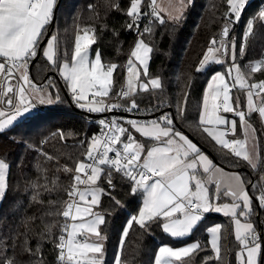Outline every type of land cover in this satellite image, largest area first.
<instances>
[{
  "label": "snow or ice",
  "instance_id": "snow-or-ice-1",
  "mask_svg": "<svg viewBox=\"0 0 264 264\" xmlns=\"http://www.w3.org/2000/svg\"><path fill=\"white\" fill-rule=\"evenodd\" d=\"M248 3L249 0H227L230 9L227 16L230 18L223 27L222 37L230 36ZM56 5L57 0H0V75L4 78L0 92L6 98L4 106L0 107V135L16 126L18 118H23L38 104L64 102L59 92L47 91L59 87L56 79L49 77L46 86L36 87L28 72L31 62L39 56L51 62L53 68L60 67L57 60L58 37L54 34ZM153 5L155 0L146 5L151 11L142 12V0H128L126 9L120 8L119 4L114 8L126 14L131 21L126 25L127 29L137 30L138 35L125 68L126 88L121 87L119 91L113 92L117 63L102 62L99 50L95 51L94 59L89 61L91 46L97 43V39L88 30L76 36L72 57L74 63L70 64L65 59L60 68L59 75L68 85L66 95L74 105L88 113L113 115L99 120V133H93L88 138L84 159L75 166L72 188L67 193L72 202H68L66 210L62 212L64 218L72 221L62 229V232L67 233V239L60 234L51 241L57 250V264H103L108 219V213L103 208V198L111 200L114 209L125 207V202L114 196L117 188L116 174H119L120 185L127 187L128 195H143V207L138 214L130 215L125 221L120 234L121 244L128 236L133 222L145 232L153 226H160L171 237L184 238L197 228L205 214L214 212L230 218L235 226V240L240 246L237 264H264V219L259 221V225L252 219L257 215L253 207L254 199L260 210L264 211V183L257 187V180L248 179L239 172L216 169L214 161L198 143L177 127V121L184 119L179 102L174 113L161 111L157 114L155 109H148L146 111L150 115H138L135 118L117 113V110L119 113L141 112L135 99L137 86L144 92L150 89L163 91L162 79L153 77L149 72L150 54L154 48L141 38L145 34H152V29L144 27L140 30V22L144 17L159 18L160 13ZM253 19L264 23V9ZM253 19H249L246 24L245 38L253 29ZM182 21L183 16L173 18L176 26ZM159 23L164 24L166 21L160 19ZM113 34L119 36V33ZM218 44L219 47H216ZM211 45L207 49L208 54L203 57L200 69L209 61L223 63L216 60L215 56V53L221 52L230 55L232 61L227 75L232 76L233 69L236 75L231 83L221 72L210 77L199 119L201 124L215 127H205L203 132L216 144L229 149L235 157L242 158L253 170L261 166L264 171V161L258 163L255 144L249 153L245 141L227 138L229 132L233 135L236 133L237 119L229 120L220 114L233 113L244 125L248 123L246 117L250 118L253 113L264 117V96H261L259 107H256L254 101V96L264 92V80L246 84L240 74L241 66L237 63V57L242 59L245 49L241 45L237 51L235 39L218 41L213 38ZM262 68L264 60L257 62L252 71L261 72ZM233 88H237L235 95L232 94ZM253 89L258 91L254 92ZM240 91L246 95V110L241 107ZM110 93L126 98L127 102L104 103L103 98ZM125 121L127 127L124 126ZM219 126L227 127L221 130ZM59 135L63 137L64 133ZM14 142L28 146L24 141ZM84 143L81 140V144ZM33 150L40 154L38 148ZM110 153L114 155L110 156ZM44 155L51 159L47 153ZM198 168H202V173L209 174L207 183L215 185V191L211 194L209 187L198 175ZM9 169L10 164L0 158V202H3L10 190H14L9 180ZM213 169L223 174L214 179L210 174ZM64 171L72 172L73 169L65 167ZM221 184L226 185L223 191ZM81 185L84 187L81 188ZM251 192H259V195L253 197ZM241 217L248 222L242 223ZM207 232L211 235L209 244L215 252V259L207 257L202 264H216L220 260L221 226L217 224L209 227ZM119 248L120 244L117 245V252ZM14 249L15 244L8 246L5 240L0 239V264H46L39 244L33 248L25 241L22 248L24 259L18 257ZM203 251L205 245L200 241L179 248L161 246L154 264H172V258L181 261L183 257ZM114 261L119 264L117 257H114Z\"/></svg>",
  "mask_w": 264,
  "mask_h": 264
},
{
  "label": "trees",
  "instance_id": "trees-1",
  "mask_svg": "<svg viewBox=\"0 0 264 264\" xmlns=\"http://www.w3.org/2000/svg\"><path fill=\"white\" fill-rule=\"evenodd\" d=\"M116 4L126 9L128 0H57L54 30L58 37L59 66L63 60L71 59L78 34L84 30L95 34L97 43L91 46L92 51L101 52L102 62L118 65L117 71L114 72L113 92H117L126 84L127 60L138 39L137 32L129 31L126 27L131 22L126 14L114 10ZM149 4L151 0H142V12L151 11L150 8H146ZM262 9L264 0H250L239 23L235 24L230 36L224 39L225 41L235 39L237 51L241 45L244 47L245 55L242 59L238 56L237 61L250 83L264 80V68L261 72L252 71L254 62L264 60V23L253 19L258 17ZM229 10L227 0H191L182 14L183 21L179 26L173 23V18L144 17L140 22V30L150 27L152 34H145L141 38L154 48L150 54L149 72L153 77L162 79L163 91L150 89L144 92L139 89L136 90L135 99L143 116L150 115L146 111L148 109H155L157 114L161 111L174 113L177 102L181 103L184 119L177 121V127L185 134L191 135L202 150L211 155L215 163L230 171H237L248 179L257 180L259 187L264 183V180H261V177H264L261 166L253 170L242 158L235 157L229 149L216 144L203 132L205 125L201 124L199 119L205 88L210 77L219 70L226 73L229 65L216 63L205 71L199 70L208 47L212 46L211 40L223 39L222 30L230 18L227 16ZM160 19L166 23L160 24ZM249 19H253V29L245 38L244 33ZM50 31L53 29L50 28ZM114 32L119 33V36H115ZM59 70L60 67L53 68L51 62L43 56L31 62L28 72L34 85L46 86L49 77L56 79L59 87L50 91L59 92L64 102L38 105L32 113L18 119L17 125L11 130L0 135V158L10 164L9 180L14 186V190H10L0 204V239L5 240L8 246L15 244L14 252L21 259H24L25 255L22 251L25 241L33 248L39 244L46 264H57V250L51 241L53 237L61 234L64 227L63 221L66 218L62 216V212L67 203L72 202L67 193L72 188L75 166L84 159L88 138L97 133L98 122L88 121V116L99 117L98 113H88L87 110L79 109L68 98L67 84L59 75ZM141 76L143 78V74ZM261 96H264V92L258 96L259 106ZM113 97L110 93L106 98ZM126 102L125 99L123 103ZM241 102L244 104L242 96ZM157 105L159 107H156ZM249 119L258 132L259 161H264L263 120L255 113ZM61 132L64 133L63 137L59 135ZM242 134L238 126L236 133L230 135V139L240 137ZM81 140L85 143L81 144ZM14 141H24L28 146ZM37 148L39 155L33 150ZM65 167L73 171L66 172ZM116 182L114 196L125 202V207L114 209L112 201L103 198V208L108 213L103 264H114V257L118 256L120 264H154L155 256L162 244L177 247L191 241H200L205 245V251L183 257L177 264H202L207 257L215 259L207 232V228L215 224L221 225L220 260L216 261V264H237L236 257L240 246L235 240L234 224L230 218L213 212L205 214L202 221L198 222L197 228L184 238H173L163 232L160 226H153L145 232L133 222L128 236L121 244L120 234L125 221L130 215L138 214L143 195H128L127 187L119 183V174H116ZM250 194L256 197L259 192ZM33 196L36 198L32 199ZM253 207L257 215L252 219L259 225V221L264 219V211L260 210L255 199Z\"/></svg>",
  "mask_w": 264,
  "mask_h": 264
},
{
  "label": "rangeland",
  "instance_id": "rangeland-1",
  "mask_svg": "<svg viewBox=\"0 0 264 264\" xmlns=\"http://www.w3.org/2000/svg\"><path fill=\"white\" fill-rule=\"evenodd\" d=\"M182 1H184L185 2V0H182ZM250 1V0H249ZM188 2H189V0H188ZM243 15V14H242ZM163 17V16H162ZM167 17V16H166ZM90 34H93V33H91V32H89ZM84 34V31L81 33V34H79V35H83ZM216 47H219V44L216 46ZM208 53L206 52V54L205 55H207ZM73 55H74V52H73ZM73 55H72V57H73ZM94 55H95V52H93L92 51V47H91V49H90V55H89V61L91 62L93 59H94ZM215 56H216V60H221V61H224L223 63H229V65L227 66V69H228V67H230L231 66V64H232V61H231V59H230V55H223L221 52H217V53H215ZM72 57H71V59H69L68 60V62L71 64V63H74V61L72 60ZM65 60H63L62 62H61V65H60V68H62V64H63V62H64ZM202 62H203V60H202ZM237 63H239L238 61H237ZM257 62H254V64H252V67H254V65L256 64ZM214 64H216V62L215 61H209V62H207L206 64H205V67L203 68V69H200V66H199V70L200 71H205V70H207L211 65H214ZM240 65V64H239ZM60 71V70H59ZM217 72H221V73H224L225 75H226V80L229 82V83H231L232 82V79H233V77L236 75V72H235V69H233V72H232V76H228L227 75V72L225 73V71H223V70H219V71H217ZM241 76L244 78V80H245V82H246V84H249L250 83V81H249V79L246 77V75H245V73H243V70L241 69ZM62 77V76H61ZM209 83V82H208ZM66 84H67V82H66ZM67 87H68V85H67ZM125 87H126V84H125ZM238 87V86H237ZM136 90H139V87L137 86L136 87V89H135V91ZM47 91L48 92H50L51 93V91H50V89H47ZM253 91L254 92H256L255 91V89H253ZM235 92H237V89L236 88H233L232 89V94H234L235 95ZM237 94V93H236ZM239 95H241L242 96V98H244V104L243 103H241V107L244 109V110H246V107H245V105H246V95H245V92L244 91H240L239 92ZM240 96V97H241ZM106 98V97H105ZM257 98H258V96H257ZM107 99V98H106ZM103 101H104V98H103ZM254 101H255V105H256V107H259V102H258V100L256 99V96H254ZM39 105V104H38ZM46 105H48V104H46ZM51 105H53V104H51ZM261 106V105H260ZM35 110V109H34ZM34 110H32V111H30V113H32ZM30 113H28V114H30ZM221 115H223V116H225L227 119H229V120H231V119H237V129H238V126H240V128H241V132L243 133L240 137H235L234 139H241V140H243V141H245V148H246V150L249 152V153H251L252 151H253V145L255 144V153H256V156H257V160L259 161V156H260V147H259V139H258V132H256V129H255V126H254V124H253V122L248 118V117H246V119L248 120V123H247V125H244V124H242L240 121H239V118H235V116L233 115V113H220ZM25 115H27V114H25ZM25 117V116H24ZM18 119H20V118H18ZM240 124V125H239ZM211 127H215V126H211ZM220 127V129L221 130H223V129H225L227 126H219ZM237 131V130H236ZM233 135V134H232ZM6 161V160H5ZM7 162V161H6ZM259 163V162H258ZM81 188H83L84 186H80ZM0 204H1V202H0ZM215 225H217V224H215ZM215 225H213V226H215ZM220 225V224H219ZM221 226V225H220ZM212 227V226H211ZM219 243H220V241H219Z\"/></svg>",
  "mask_w": 264,
  "mask_h": 264
},
{
  "label": "crops",
  "instance_id": "crops-1",
  "mask_svg": "<svg viewBox=\"0 0 264 264\" xmlns=\"http://www.w3.org/2000/svg\"><path fill=\"white\" fill-rule=\"evenodd\" d=\"M191 0H185L182 1V0H155V5L154 7L156 8V10L160 13V16H167L168 18H174V17H177V16H182L183 12L185 11V9L188 7L189 3H190ZM150 63V62H149ZM255 66V65H254ZM254 68V67H253ZM210 82V81H209ZM140 89V88H139ZM206 91L205 93L207 92V86H206ZM256 99L258 100L257 96H256ZM203 104V103H202ZM201 115H202V112H201ZM236 118V117H235ZM261 119L263 120V123H264V117H261ZM212 125H205V127H211ZM230 134H228V139L231 138L230 135H232L231 132H229ZM189 137L191 138V136L189 135ZM139 138V137H138ZM194 140V139H193ZM194 142H196L194 140ZM197 143V142H196ZM204 153L206 155L209 156L210 159H212L214 161V159L211 157V155L204 150ZM214 164L216 165V169H223L224 172H237V171H230L226 168H224L222 165H218L217 163H215L214 161ZM216 169H213L211 170V173L213 175V178L216 179V178H219L220 175H222L223 173L221 172H218ZM197 173L198 175H200L201 179L205 182V185L206 187H209V190H210V194L212 192L215 191V185L214 184H209L207 183V179H208V176L209 174H204L202 173V168H198L197 169ZM226 187V185L224 184H221V190L223 191V189ZM220 201H215V203H219ZM224 202H228L227 200H225ZM143 207V201H142V205L140 208ZM95 211H99L98 209H94ZM214 213V212H213ZM215 214H218V213H215ZM220 215V214H218ZM223 215V214H221ZM224 216V215H223ZM205 217V216H204ZM241 222L242 223H245V222H248L245 218L241 217ZM72 221L70 220V223L71 224ZM234 234H235V226H234ZM209 237L211 239V235L209 234ZM93 239H95L93 237ZM193 242H196V241H191L190 243H193ZM190 243H186V244H182V245H178L177 247H173L169 244H162V246H171L173 248H179V247H183V246H186L187 244H190ZM161 247V246H160ZM158 253V252H157ZM118 260H119V256H118ZM178 261L175 260V258H172V264H177ZM115 264V262H114ZM120 264V262H119Z\"/></svg>",
  "mask_w": 264,
  "mask_h": 264
},
{
  "label": "built area",
  "instance_id": "built-area-1",
  "mask_svg": "<svg viewBox=\"0 0 264 264\" xmlns=\"http://www.w3.org/2000/svg\"><path fill=\"white\" fill-rule=\"evenodd\" d=\"M153 7H154V5H153ZM218 41H219V39H217ZM2 83H4V78H3V76L2 75H0V84H2ZM124 88H126L125 86H123ZM119 91V90H118ZM255 91H258L257 89H255ZM9 95H11V94H9ZM5 97L3 96V93L2 92H0V107H3L4 106V101H5ZM126 98H122V97H118V96H114L113 98H109V99H106V100H104V103H106V104H108V103H117V102H119V103H122V104H124L123 103V101L125 100ZM117 113L119 114V115H122V116H124V117H127V118H135V117H137L138 115L139 116H143V112H142V110H141V112L138 114V113H136V112H133V113H119L118 112V110H117ZM111 115H113V113H98V118L96 117H94V116H88V121H94V120H96L97 122H98V127H97V133H99V131H100V128H101V126L99 125V120L101 119V118H107V117H109V116H111ZM234 115V114H233ZM124 126L125 127H127V124H126V121H125V124H124ZM122 139H123V137H122ZM42 143H44V141L42 142ZM118 147H121L120 145H118ZM112 155H114V154H112V153H110V156H112ZM87 162V161H86ZM64 210H66V207H64V209H63V211ZM69 224V219H66V220H64L63 221V224L65 225V224ZM61 234H63V235H65V238L67 239V233H65V232H61Z\"/></svg>",
  "mask_w": 264,
  "mask_h": 264
},
{
  "label": "water",
  "instance_id": "water-1",
  "mask_svg": "<svg viewBox=\"0 0 264 264\" xmlns=\"http://www.w3.org/2000/svg\"><path fill=\"white\" fill-rule=\"evenodd\" d=\"M134 31H136V32H137V30H135V29H134ZM223 39H226V38H225V37H223ZM190 136H191V135H190ZM191 138H192V139H194L192 136H191Z\"/></svg>",
  "mask_w": 264,
  "mask_h": 264
}]
</instances>
